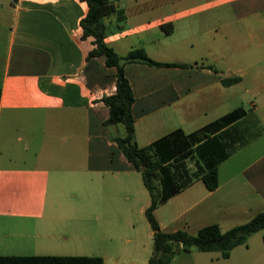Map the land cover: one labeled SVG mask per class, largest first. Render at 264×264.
<instances>
[{
    "label": "crops",
    "instance_id": "0c3cea01",
    "mask_svg": "<svg viewBox=\"0 0 264 264\" xmlns=\"http://www.w3.org/2000/svg\"><path fill=\"white\" fill-rule=\"evenodd\" d=\"M110 1L122 15L104 19L105 41L119 55L144 48L158 61L185 64H126L139 146L177 128L194 131L239 107L247 112L241 126L250 141L220 164L218 187L211 191L196 180L169 199L179 196L173 219L184 223L172 231L208 217L213 220L196 231L211 223L226 231L263 211L264 0ZM88 9L86 0H0V255H87L102 256L104 264L133 263L126 247L137 245V238H117L108 227H132L129 202L139 193V171L114 140L123 126L104 124L109 108L102 98L116 91L115 68L104 57L88 59L92 37L83 39L81 26ZM192 36L199 39L188 41ZM171 50L186 51L187 58L165 59ZM225 77L239 80L224 85ZM60 187L70 196L77 187L93 189L101 201L83 209L76 223L70 217L74 205L63 209L69 214L57 211ZM240 199L241 205L234 204ZM261 231L229 257H209L210 263L264 264L254 237L263 241ZM198 252H180L171 264H196Z\"/></svg>",
    "mask_w": 264,
    "mask_h": 264
},
{
    "label": "trees",
    "instance_id": "16d2710c",
    "mask_svg": "<svg viewBox=\"0 0 264 264\" xmlns=\"http://www.w3.org/2000/svg\"><path fill=\"white\" fill-rule=\"evenodd\" d=\"M86 1L89 9L81 20V26L82 38L92 37L93 47L88 59L104 57L106 66L115 68L116 91L102 98L109 108V117L104 124L123 126V134L116 135L114 140L133 168L141 173L151 198L145 214L154 232V249L147 264H171L179 252L192 249L217 251L221 257H229L234 247L246 243L251 234L264 230V210L226 231L217 223H211L199 228L196 234L185 229H162L154 212L196 180H202L211 191L218 187L220 164L250 141V131L241 126L246 110L236 108L194 131L177 128L146 146H139L132 113L135 97L125 72L126 64L141 62L155 67L185 64L158 61L144 48H133L127 54L119 55L105 41L104 19L114 12L121 17L122 12L110 0ZM238 80L239 77H225L222 83L230 85ZM0 264H104V258L87 255H0Z\"/></svg>",
    "mask_w": 264,
    "mask_h": 264
},
{
    "label": "rangeland",
    "instance_id": "374dc122",
    "mask_svg": "<svg viewBox=\"0 0 264 264\" xmlns=\"http://www.w3.org/2000/svg\"><path fill=\"white\" fill-rule=\"evenodd\" d=\"M175 37H179V36H175ZM189 40H195V39H199L198 36H192L188 37ZM189 55L190 54H195L193 51L192 52H188ZM187 53L186 51H180V50H171L165 53L164 58L165 59H182V58H187ZM227 55L230 56H236V59L238 60V56L236 55V53L231 52ZM211 60V58H210ZM213 60V59H212ZM226 58H222V62L225 61ZM239 61V60H238ZM221 62V59H220ZM138 179H139V193L137 192L135 194V196H133V199L131 202L133 205V209L131 211V213L129 214V217L131 216V222H132V227H130L129 225L124 224L123 222H121L119 225H117L116 228H112V226L110 225L108 228L109 232H114L116 237H122L124 235H128L131 237H135L137 238V245L133 244V245H127L126 249L128 250L127 252L129 254H131L132 256H134V260H132V264H147L148 257L151 256L153 249H154V240H153V235H152V228L150 226V223L146 217L145 214V209L147 208V204L149 203L150 200V196L149 193L147 191V189L145 188L143 181H142V177H141V173H138ZM200 185L204 186L203 181L199 180ZM205 187V186H204ZM62 188L60 187V190L57 193V197H56V207H57V211L59 214L64 213V214H69L65 211H63L64 208H68L69 205H74V207H77L75 209V211H71L70 212V217L77 223L78 221H80L82 219L81 217V213L83 209H90V207L94 204H99L101 199L100 196H98V193L95 192L93 189L87 190L84 187H77L75 189V194H73L72 196H70V194L67 192L66 189L61 190ZM104 196V195H103ZM119 203H125L124 201V197L123 200H120V198L118 199ZM179 196H176L175 198L169 200L168 202H165L163 204H161L160 206H158V209L155 212V215L157 217L158 221H164L166 224V228L165 230L167 231H172L175 229V227L179 226L182 227L184 225L183 222L178 221L175 222L174 221V216L177 214V210H178V206H179ZM104 202L108 203V199L105 197L104 198ZM234 204L236 205H241L242 204V199L236 201ZM149 205V204H148ZM80 207V208H79ZM78 210V211H77ZM215 213H212V216H214ZM95 216V215H94ZM124 217V216H123ZM213 217H208L205 219V221H197L196 224H194L192 227H190L189 229H185L186 231H188L189 233H193L196 234L197 231L195 228H197V226L201 223V222H210ZM72 220V223L74 222ZM121 221H124L123 219H120ZM237 220H241V219H237ZM238 222V221H237ZM202 224V223H201ZM10 231H12V228L9 229ZM26 232H31V229H20ZM104 230V229H102ZM4 230L1 229L0 232H3ZM261 233H264V230L261 231ZM1 234V233H0ZM259 234H256V236L254 237H258V242H260L262 248L261 250L264 252V244L263 241L259 238L260 236H258ZM119 239L117 240V244L119 243ZM254 242H252L253 244ZM197 251V250H196ZM184 252V251H181ZM180 253V252H179ZM198 257H196V264H228V262H226L224 259H219L217 262L214 263H210V258L209 257H214V255H219L218 252H198ZM142 258H146L145 260ZM130 264L131 262L129 261H124L123 262Z\"/></svg>",
    "mask_w": 264,
    "mask_h": 264
}]
</instances>
